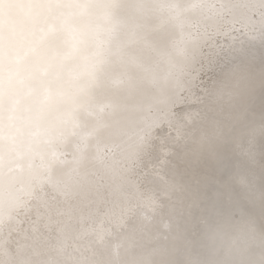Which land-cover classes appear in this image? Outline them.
Here are the masks:
<instances>
[{"label":"bare ground","instance_id":"6f19581e","mask_svg":"<svg viewBox=\"0 0 264 264\" xmlns=\"http://www.w3.org/2000/svg\"><path fill=\"white\" fill-rule=\"evenodd\" d=\"M0 264H264V0H0Z\"/></svg>","mask_w":264,"mask_h":264}]
</instances>
